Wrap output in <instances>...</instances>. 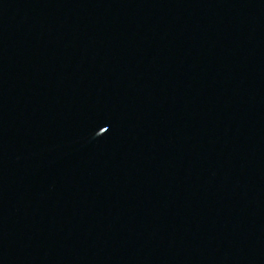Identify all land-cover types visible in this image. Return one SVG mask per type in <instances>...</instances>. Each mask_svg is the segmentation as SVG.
Listing matches in <instances>:
<instances>
[{
    "label": "water",
    "instance_id": "water-1",
    "mask_svg": "<svg viewBox=\"0 0 264 264\" xmlns=\"http://www.w3.org/2000/svg\"><path fill=\"white\" fill-rule=\"evenodd\" d=\"M0 264H264V0H0Z\"/></svg>",
    "mask_w": 264,
    "mask_h": 264
}]
</instances>
